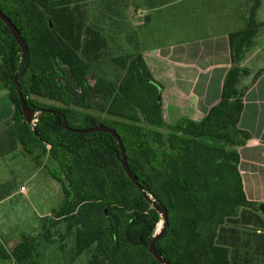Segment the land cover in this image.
Returning <instances> with one entry per match:
<instances>
[{"label": "trees", "instance_id": "obj_1", "mask_svg": "<svg viewBox=\"0 0 264 264\" xmlns=\"http://www.w3.org/2000/svg\"><path fill=\"white\" fill-rule=\"evenodd\" d=\"M251 1L247 27L229 36L232 66L220 102L201 121L169 124L162 115L164 86L142 54L111 58L122 73L116 79L103 73L111 36L90 22L86 4L0 0V11L28 47L22 57L0 19V79L15 107L14 121L0 133V158L20 147L29 154L41 148L59 163L55 178L67 181L63 202L46 217L41 234L23 235L14 247L18 264H35L40 241L53 243L52 228L66 221L76 227L86 264H164L149 251L163 217L145 194L168 211L156 249L172 264L264 263V203L247 199L237 150L250 139L238 127L248 89L241 84L250 75L243 64L262 27L256 18L260 0ZM18 85L39 112L34 126L23 116ZM91 109L108 117L86 111ZM65 121L77 129L105 125L117 131L143 190L124 171L112 135L73 133ZM163 129L169 130V147ZM0 257L9 255L0 251Z\"/></svg>", "mask_w": 264, "mask_h": 264}, {"label": "crops", "instance_id": "obj_2", "mask_svg": "<svg viewBox=\"0 0 264 264\" xmlns=\"http://www.w3.org/2000/svg\"><path fill=\"white\" fill-rule=\"evenodd\" d=\"M76 1L86 4L91 13L92 6L105 0ZM121 1L127 2V10L134 13L130 22L139 48L132 54H142L155 80L164 86V121L176 124L182 118L204 119L221 100L224 80L232 66L229 36L247 27L252 1ZM261 10L264 11V2L260 0L256 18L262 27L246 55L243 65L250 75L241 84L248 89L238 127L250 139L237 148L245 194L256 204L264 203V21L258 17ZM14 114L9 91L0 79V133L14 121ZM11 197L7 190L0 195V251L9 255L0 257V264H18L12 251L24 234L19 230L17 217L12 218L3 207ZM260 215L264 218V214Z\"/></svg>", "mask_w": 264, "mask_h": 264}, {"label": "rangeland", "instance_id": "obj_3", "mask_svg": "<svg viewBox=\"0 0 264 264\" xmlns=\"http://www.w3.org/2000/svg\"><path fill=\"white\" fill-rule=\"evenodd\" d=\"M61 1V0H54ZM72 3L76 0H69ZM264 2V0H261ZM121 0L98 1V4L91 7L89 16L90 22L99 24L111 36L102 64L103 73L111 79H116L122 73L113 66L110 59L124 56L126 53H134L139 47L135 35H132L130 19L133 15L127 10V2ZM127 5V6H126ZM263 10V9H262ZM258 13V17L264 21V11ZM130 11H132L130 9ZM248 55V54H247ZM45 101V100H44ZM48 103L62 106L60 103ZM90 114L108 117L104 113L95 110H86ZM39 116V113H38ZM121 123L135 124L123 119H117ZM146 131L150 133L151 126L143 124ZM167 145L169 130L163 129ZM48 148V147H47ZM59 170V163L54 160L48 151L41 148L36 149L32 154L18 149L13 156L0 161V195L5 190L11 191V199L3 206L11 217H17V224L22 235L38 236L43 231L46 217L59 208L64 199L65 179L57 180L55 172ZM21 187L27 190V195L18 193ZM240 211V210H239ZM163 224L160 222L156 233L161 230ZM245 229L246 227H242ZM76 227L72 221L63 222L52 228L54 242L41 240L34 257L35 264H86V254H79L75 238ZM22 237V236H21ZM261 261V260H260ZM257 264H264L259 263Z\"/></svg>", "mask_w": 264, "mask_h": 264}, {"label": "water", "instance_id": "obj_4", "mask_svg": "<svg viewBox=\"0 0 264 264\" xmlns=\"http://www.w3.org/2000/svg\"><path fill=\"white\" fill-rule=\"evenodd\" d=\"M0 19L7 25V27L11 31V34L13 35V37L17 41L18 45L20 46V48L22 50V57H26V55L28 53V47L26 46V44L24 42V39H23L19 29L1 11H0ZM15 82L17 83V80H15ZM18 88H19V85H18ZM18 92H19V99H20V105H21V110H22L23 116H24L26 122L28 124H31L33 122V120H34L35 112L28 105V103L26 102V100L24 98V95L21 92L20 88H19ZM51 112H53V111H51ZM64 128L66 130H69V131H71L73 133H77V134L103 132V133H108V134L112 135L115 138V140L118 142V144H119V148H120V162H121V164L123 166L124 171L126 172L128 177L134 182V184L140 190H143L142 185L138 181V177L132 172V170L130 169V167L128 165L127 155H126V147H125V145H124V143L122 141L121 136L117 133V131H115L114 129H112V128L108 127V126H105V125H98V126H94V127H90V128H85V129H77V128L70 127L66 123V121H65V124H64ZM145 195H146L147 200H149L150 202H153V207L159 213H161V215L163 217V220H162L163 226H162L161 230H159V232H157L155 234L154 239L151 241V243L149 245V251L159 262L164 263V264H172L170 261H168L165 258H163V256L156 249V242L166 232V226H167V224L169 222V220H168V211H167L166 207L163 204L154 202V200L152 199V196L147 195V194H145Z\"/></svg>", "mask_w": 264, "mask_h": 264}, {"label": "built area", "instance_id": "obj_5", "mask_svg": "<svg viewBox=\"0 0 264 264\" xmlns=\"http://www.w3.org/2000/svg\"><path fill=\"white\" fill-rule=\"evenodd\" d=\"M37 117H38V113L35 114V116H34V120H33V122L31 123L33 126H34V125L37 123V121H38ZM49 148H50V146H48V149H49ZM20 193H22L23 195H27V190L23 187V188H21Z\"/></svg>", "mask_w": 264, "mask_h": 264}, {"label": "flooded vegetation", "instance_id": "obj_6", "mask_svg": "<svg viewBox=\"0 0 264 264\" xmlns=\"http://www.w3.org/2000/svg\"><path fill=\"white\" fill-rule=\"evenodd\" d=\"M36 113H39V112H36ZM36 113H35V114H36Z\"/></svg>", "mask_w": 264, "mask_h": 264}]
</instances>
